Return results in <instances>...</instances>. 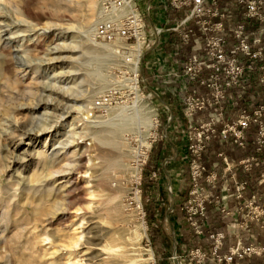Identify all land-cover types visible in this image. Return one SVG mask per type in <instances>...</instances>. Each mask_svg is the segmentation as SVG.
Here are the masks:
<instances>
[{"label": "rangeland", "instance_id": "374dc122", "mask_svg": "<svg viewBox=\"0 0 264 264\" xmlns=\"http://www.w3.org/2000/svg\"><path fill=\"white\" fill-rule=\"evenodd\" d=\"M99 12L98 0H0V264H135L134 260L147 259L149 250L157 264H219L192 259L197 248L211 252V232L226 234L221 254H228L240 240L244 246H264V215L244 228L250 213L244 206L252 196L261 198L255 204L264 209L260 124L254 121L245 130L241 146L233 136L221 138L223 120L198 157L190 150L184 115L185 99L197 84L174 74L182 72L191 46L177 34L147 41L146 26L134 70L140 41L96 39ZM144 12L147 25L150 19ZM96 45L100 50L94 52ZM104 45L109 46L106 51ZM107 51L111 56L105 60L96 58V53ZM253 76L246 74L243 82ZM134 77L147 111L155 113V124L150 128L132 121L133 127L117 142H105L104 121L121 106H133L138 97L131 87ZM102 84L106 85L101 88ZM66 86L72 89L66 91ZM208 92L199 88L200 94ZM98 100L105 106L95 104ZM260 104L264 105V86L253 84L248 91L244 84L234 87L223 104L225 120L233 123ZM211 111L198 112L194 120L208 121ZM170 114L173 120L168 121ZM62 116L66 119L60 124ZM55 124L59 127L55 138L44 148L47 136L36 139L35 131ZM249 141L253 151L241 156ZM157 142L160 153L151 154ZM74 144L81 146L77 156L71 153ZM40 151L60 154L47 158L38 156ZM221 152L234 165L232 172ZM252 157H259L252 169L236 168ZM73 158L68 186L61 189L57 172ZM193 160L203 171L201 195L210 194L204 237L189 218L188 207L195 198ZM52 173L56 175L50 177ZM213 174L215 189L208 181ZM243 182L238 196L237 187ZM223 225L224 230L212 229ZM192 234L197 236L194 247H190ZM203 241L210 242V249H203ZM237 262L264 264V255Z\"/></svg>", "mask_w": 264, "mask_h": 264}, {"label": "built area", "instance_id": "2783aa9c", "mask_svg": "<svg viewBox=\"0 0 264 264\" xmlns=\"http://www.w3.org/2000/svg\"><path fill=\"white\" fill-rule=\"evenodd\" d=\"M98 3L101 12V17L96 22V39L98 40L112 42L120 38L136 39L139 42L145 38L147 26L149 32L147 41L152 36L156 40L163 34H177L183 44L191 46L190 53L182 64V72L180 74L174 72V74L185 79L189 84H197L185 99L184 111L188 119L187 137L192 141L190 150L193 153L200 157L205 148V142L217 135L216 125L223 120L225 123L220 133L221 138L227 140L233 136L235 142L241 146L245 144V130L254 121L260 124L257 143L259 144L258 151H262L264 105L260 104L249 113L244 111L236 121L230 123L229 120H225L223 104L230 90L244 84L243 79L246 74L256 75L258 84L264 86V26L258 27L253 32L247 31L244 23L227 26L228 9L222 8L218 0H147L145 7L147 18L151 19V13L158 3L162 4L166 10L180 13L171 18L165 17L164 24L161 26L145 24L143 11L140 10L137 0H98ZM237 3L245 8V15L248 18L264 22V0H238ZM228 32L234 39L231 45L227 38ZM198 87L207 88L209 92L200 94ZM95 104L105 106L101 100L96 101ZM212 109L214 111L210 112L208 121L194 120L198 112ZM171 120H173L172 114L168 116V121ZM220 155L223 156L228 172H232L234 165L229 162L223 152ZM257 161L259 157L245 159L236 168L243 166L248 171ZM193 168L194 185L191 193L195 195V198L193 204L188 207L189 218L196 233L204 237L205 228L208 227L205 220L207 213L205 202L210 194L201 195L204 190L201 183L203 171L196 160H193ZM208 181L215 189L216 174L209 176ZM245 184V182L239 183L238 196L241 195L240 191L245 188ZM222 198L226 197L222 196ZM258 199L261 198L254 195L249 203H245L244 207L250 208V213L245 220V229L249 227L250 220L260 221L264 215V209L259 204H255ZM244 207H241V210ZM226 209L224 208L223 211ZM209 238L212 240L211 252L197 248L192 252V259H196L197 262L212 260L219 264H238L237 260L244 261L253 256L264 255V246L254 244L244 246L242 240L238 241L237 246L233 247L228 254H221L220 249L224 244L226 234L211 232ZM152 264H157L155 258Z\"/></svg>", "mask_w": 264, "mask_h": 264}, {"label": "bare ground", "instance_id": "6f19581e", "mask_svg": "<svg viewBox=\"0 0 264 264\" xmlns=\"http://www.w3.org/2000/svg\"><path fill=\"white\" fill-rule=\"evenodd\" d=\"M100 14V17H101V12H99ZM99 17V18H100ZM6 32V31H5ZM4 33V32H3ZM5 34V33H4ZM15 35V32L13 33ZM13 35V36H14ZM16 37V36H15ZM100 45V44H98ZM96 48L93 49V51L95 52L96 49H99L100 50V47L99 46H95ZM109 46L107 45H104L103 47V51H106L107 48ZM142 47H143V41H140L137 45V59L133 62V59L131 62H133V69L136 70L138 68V63H139V59H140V56H141V53H142ZM101 50V52H103ZM96 58L97 59H101V60H105L108 56H111V53L110 52H104L102 54H99V53H96ZM95 58V59H96ZM126 61L127 60H130V59H125ZM128 62V61H127ZM135 72V71H134ZM137 76V75H136ZM131 87L137 92L138 94V97L137 99L134 101V105L133 106H121V110L118 112V113H115L114 116L111 118V120L109 121H104V124H105V127L103 128L102 132L104 134V136H102V139L103 141L105 142H108V143H115L117 142V138L118 136L120 137V134L122 132H124L125 130L129 129L130 128V125L132 124L131 122L132 121H136V120H140L142 121L143 124H147L149 127L154 125L155 124V113L152 109H149L147 111V106L145 105V102L143 101V98L141 97L140 93H139V89H138V82H137V77H134V78H131ZM61 82V81H60ZM63 82V81H62ZM67 84V83H66ZM65 84V85H66ZM64 85V86H65ZM104 85L106 84H102L100 87H104ZM63 86H61L62 88ZM66 91L67 89L68 90H71L72 87H68L66 86ZM63 88V89H65ZM73 98V97H72ZM75 99V98H74ZM114 109V107L112 108ZM111 110V109H110ZM115 111V110H114ZM113 111V112H114ZM66 119V116H62L61 120H60V124H62ZM68 119V118H67ZM96 120V119H95ZM92 122V121H91ZM58 124H55V125H49L47 127H43L37 131H35V137L36 139H41L44 135H46V143L44 144V148L47 147L48 145V142L51 140V139H54L53 136H55V134L57 133V130H58ZM72 125V124H71ZM132 126V125H131ZM133 127V126H132ZM151 128V127H150ZM73 130V129H72ZM75 130V128H74ZM102 134V135H103ZM106 135V136H105ZM108 135V137H107ZM122 137V136H121ZM61 138V137H60ZM123 138V137H122ZM101 139V138H100ZM120 139V138H119ZM45 140V139H44ZM71 141V140H70ZM67 142V141H66ZM73 142V141H71ZM121 142V141H120ZM51 143V142H50ZM61 143V142H60ZM70 142H68V145H69ZM54 143L52 142V145ZM67 143H63V149H66L67 148ZM74 147V150L71 152L72 155H76L78 154V152L81 150V146L79 144H74L73 145ZM69 149V147H68ZM44 150V149H43ZM56 150V147H52V151H55ZM51 151V152H52ZM71 151V150H70ZM59 152H56L54 153L53 155L54 156H57ZM69 151H66L64 152V154H68ZM60 154V153H59ZM138 154V153H137ZM140 154V153H139ZM37 155L38 156H46L47 158H50V157H53V155H49V154H46L44 153L43 151H40V152H37ZM73 156V157H74ZM76 159L73 158V160H70V162H67L66 165H64L62 167V169L57 172L61 175L60 177V180L58 182V186L61 188V189H65L68 185V182H69V178H70V175L73 171L74 168H72L71 166L73 165L72 162L75 161ZM49 161V160H48ZM74 163V162H73ZM74 166V165H73ZM44 169V168H43ZM49 169V168H48ZM51 171V170H50ZM48 172V171H47ZM52 172V171H51ZM49 173V172H48ZM55 174V173H54ZM56 175V174H55ZM55 175L50 174V177H54ZM139 175V174H138ZM48 177V176H46ZM139 178V177H138ZM142 226L143 228L145 229V223L142 222ZM154 260V256H153V252L151 250H149V257L147 259H143V260H139V261H136L134 260L133 262L136 264H140V263H144V262H152Z\"/></svg>", "mask_w": 264, "mask_h": 264}, {"label": "crops", "instance_id": "0c3cea01", "mask_svg": "<svg viewBox=\"0 0 264 264\" xmlns=\"http://www.w3.org/2000/svg\"><path fill=\"white\" fill-rule=\"evenodd\" d=\"M218 1H219V5L222 8H227L228 9V11H227V20H226L227 26L230 27V26H233V25H235L237 23H244V24H246L247 31H249V32H253V31L257 30L258 27L264 26V22H259V21L255 20V19L248 18L245 15V8L238 5V3H237L238 0H218ZM137 2H138V5H139V8L142 9V11L144 12L145 7L147 5V0H137ZM263 12H264V9H263ZM153 13L155 14L154 16L157 17L158 21H155L154 18H152L153 16L151 17V19L149 18L150 21H149L148 25H152V26L153 25H163L165 17H170L171 18V17H174L176 14L180 15V13H178V12L166 10L163 7V5L160 4V3L156 4ZM174 36L175 35H173L172 37H174ZM227 38H228L229 45H231L233 43L234 39H233L232 34L230 32L227 33ZM145 65H147V60H146V64ZM253 80H254L253 77L252 78L246 77L243 83L249 89L250 87L253 86V84H258V80L255 81V82H253ZM249 144H251L250 141H249ZM249 144H248V148L244 149L241 152V154H240L241 156H243V155L246 156V154L248 155L249 153L252 152L251 151L252 147ZM169 204H171V200H169L168 205ZM211 216H212V214H211ZM225 228H226V225H223V226H220V227L219 226H213L212 227V229H214V230H224ZM192 237H193L192 245L190 247H194L196 245V243H197L196 242L197 241V236L192 234ZM202 247H203V249H207V250L210 249V242L209 241H203ZM223 250H226V247H224Z\"/></svg>", "mask_w": 264, "mask_h": 264}, {"label": "trees", "instance_id": "16d2710c", "mask_svg": "<svg viewBox=\"0 0 264 264\" xmlns=\"http://www.w3.org/2000/svg\"><path fill=\"white\" fill-rule=\"evenodd\" d=\"M253 78H254V81H253V82L257 81L256 76H253ZM245 87H247V86H245ZM248 90H249V89L247 88V91H248ZM245 101H246V100H245ZM245 101H244V102H245ZM244 102H243L242 104H245ZM160 145H161L160 142L155 143V144L153 145V148H152L151 154H152V153H153V154H154V153H158V152L160 153V149H159ZM249 145L252 147L251 151H253V146H252L251 144H249ZM159 153H158V154H159ZM262 157L264 158L263 153H262ZM263 167H264V166H263ZM255 175H256L255 177H257V176L259 175V172H256ZM144 177H145V176H144ZM143 179H144V181L147 180L146 177L143 178Z\"/></svg>", "mask_w": 264, "mask_h": 264}]
</instances>
